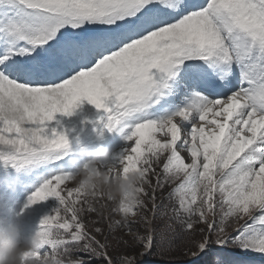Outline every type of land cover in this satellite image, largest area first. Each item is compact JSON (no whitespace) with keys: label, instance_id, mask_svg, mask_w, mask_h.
I'll use <instances>...</instances> for the list:
<instances>
[{"label":"snow or ice","instance_id":"6c2138e0","mask_svg":"<svg viewBox=\"0 0 264 264\" xmlns=\"http://www.w3.org/2000/svg\"><path fill=\"white\" fill-rule=\"evenodd\" d=\"M85 100L108 113L109 132L127 133L114 165L144 173L131 217L148 210L145 197L156 207L154 176L158 187L175 184L185 256L264 264V0H0V161L37 171L25 208L59 200L41 221L42 244L80 264H137L157 254L148 217L124 218L128 232L144 225L142 250L113 257L103 198L89 203L60 167L70 142L52 123ZM92 213L100 219L86 220Z\"/></svg>","mask_w":264,"mask_h":264},{"label":"rangeland","instance_id":"374dc122","mask_svg":"<svg viewBox=\"0 0 264 264\" xmlns=\"http://www.w3.org/2000/svg\"><path fill=\"white\" fill-rule=\"evenodd\" d=\"M175 104L180 103L181 98H170ZM86 112V111H85ZM84 112V114H85ZM63 116V114H57L56 119ZM108 113L104 109L95 112L93 115L86 119H70L69 121H62L65 123V128L62 131H66L70 139L69 154L64 157L60 162V167L66 173H75L84 166L88 160L91 159L89 152L94 151L100 146L109 148L112 153L111 163L116 164L119 160V155L124 151L128 145L126 139L127 133H122L118 130L109 132L105 127L107 123ZM62 118V119H63ZM70 118V117H69ZM73 121V122H72ZM56 122V123H55ZM54 121L53 123L60 128V122ZM101 132L103 133L101 135ZM182 155L188 159V154L182 152ZM84 157L83 159H80ZM82 160V161H81ZM163 160L161 161V165ZM161 165H156L158 174L160 172ZM153 181V189H155V208L148 197H145V202L148 205V210H138L136 217H130L129 221H139L141 216L146 215L149 220V227L154 229V235L158 245L157 249H154L157 254L147 256L137 261V264H206V261L211 259L212 253H209L206 257H201L199 260H195L189 256H185L184 252V239L187 235L185 225L178 219L172 212V209L178 207L176 200L172 197V191L175 184H168L164 187H158L155 183V177H150ZM42 183L38 179V173L33 168H21L16 169L11 165H5L3 161H0V220L4 221V226L7 223H16L21 228V240L28 239L31 236L36 235L41 229V221L44 217L49 215H55V210L60 208V202L55 197H50L45 202L32 205L25 208L28 197L32 192L36 190ZM177 183H179L177 181ZM67 186H74L71 182H67ZM147 187V186H145ZM151 192L152 189H149ZM103 204L102 209L105 220L101 222V226L104 228V235L108 237L111 244L109 249L110 253L115 257L117 254L137 255L142 246L137 245L136 237L143 234L145 229L143 224L134 225V230L128 232L124 227V218L121 214L114 210L115 206L111 202L105 200L100 201L97 207ZM261 213L257 212L255 215L259 216ZM209 216V220L218 219ZM86 220L97 219L100 217L95 213L86 214ZM120 221L121 226L116 227L115 231L109 229V223ZM249 223L252 221L249 220ZM237 225H233L228 229L229 234H235V228ZM200 228H206L204 224H198L194 226V230L198 233ZM165 235L167 239L161 245L160 237ZM199 239V235L195 237ZM127 241V243H121L120 241ZM52 249L49 245H44L38 249L39 254L42 256L44 253H51ZM220 251L218 248H213V252ZM225 253L232 255H241L239 250L236 249H224ZM75 255H80L76 253ZM91 264H102L99 260H92ZM254 264H260L259 258H254Z\"/></svg>","mask_w":264,"mask_h":264},{"label":"clouds","instance_id":"9594fccd","mask_svg":"<svg viewBox=\"0 0 264 264\" xmlns=\"http://www.w3.org/2000/svg\"><path fill=\"white\" fill-rule=\"evenodd\" d=\"M88 155L91 159L82 168L75 173H66L67 181L74 184L89 203L96 197H102L115 206V211L123 208V218L129 219V212L137 208L143 199L140 189L144 184V173L130 170L124 174L110 162L111 150L104 146ZM20 237L21 228L18 224L7 223L4 226V221L0 220V264H33L30 257L44 246L41 238L38 233L28 239L21 240ZM39 260L40 264H80L76 258L61 257L54 253H45Z\"/></svg>","mask_w":264,"mask_h":264},{"label":"bare ground","instance_id":"6f19581e","mask_svg":"<svg viewBox=\"0 0 264 264\" xmlns=\"http://www.w3.org/2000/svg\"><path fill=\"white\" fill-rule=\"evenodd\" d=\"M197 2L204 3L205 0H197ZM174 104H175V102H174ZM177 104H179V103H177ZM101 110L102 109L98 110L94 105L90 104L87 100H85V101L82 102V104L77 108V110L74 112V114L70 118L69 117L63 118V116H61L58 119H56L57 121L60 122L59 130L62 131L67 126V125L65 126V123H63L62 121L66 122V121H69L70 119H74V118H76V120H78V119H86L87 117L93 115L95 112L101 111ZM84 112H85V114H84ZM53 125H55V124L52 123V126ZM83 158L84 157H81L80 159H83Z\"/></svg>","mask_w":264,"mask_h":264}]
</instances>
